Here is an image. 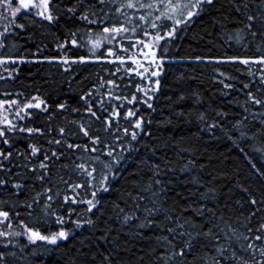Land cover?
Wrapping results in <instances>:
<instances>
[{
	"label": "snow or ice",
	"instance_id": "obj_1",
	"mask_svg": "<svg viewBox=\"0 0 264 264\" xmlns=\"http://www.w3.org/2000/svg\"><path fill=\"white\" fill-rule=\"evenodd\" d=\"M222 7L220 0H0V81H15L21 65L38 60L59 62L66 68L71 67L69 61L99 64L110 77L101 75L81 90L77 103L83 105L86 119L68 122L76 131L57 122V112L39 90L25 95L16 89L0 98V264H19L25 259V250L33 264H40L38 242L55 250L75 229L85 224L94 228L93 217L107 215L101 197L114 181L126 177L132 190H124L123 206L113 202L123 213L117 219L122 224L136 221L138 228L153 229L149 238L154 246L138 257L139 264H264V0H230L224 19L219 18L224 15L219 11ZM233 10L236 17L231 15ZM206 15L222 29L226 23H234L235 27L225 33L228 39L246 48L255 42L260 53L179 57L240 64L246 66L244 71L250 77L248 83L240 82L243 108L246 113L252 110V120L259 127L240 132V137L249 138L245 146L252 155L244 148L239 150L259 187L238 182L247 199H237L240 209L231 214L227 204L215 206L222 202L217 189L208 186L211 181L203 193L186 190L189 196L199 194V199L180 194L183 203L170 202L165 178L168 172L176 171L172 161L166 157L160 162L136 159L143 138L152 135L150 114L156 111L164 65L178 58L169 52L181 34ZM62 16L72 23L64 39L55 44L64 54L41 56L40 48L35 53L25 49V54H19V41L14 38L19 36L18 30H26L36 18L42 24H58ZM77 21L83 27H76ZM68 45L85 49L87 54L69 56ZM253 66H258L256 72ZM215 71L227 78L222 81L225 88L235 87L227 81L238 80L237 76L219 66ZM54 107L61 115L69 109L81 110L67 100ZM205 115L200 113L198 119L203 121ZM217 115L223 118L228 114L221 109ZM39 116L44 120L37 122ZM246 120L247 116L237 119L235 126L248 128ZM94 123L99 127H93ZM205 126L210 131L224 127L218 120ZM150 151L157 149L153 146ZM188 164L180 171H191ZM139 165L151 176L141 175ZM66 169L79 179L72 180L71 175L65 179L61 172ZM193 181L204 183L198 177ZM161 193L165 194L163 199ZM57 200L61 203L54 207ZM141 201L147 203L142 206ZM48 254L45 249L42 255ZM111 256L104 255L100 264H113Z\"/></svg>",
	"mask_w": 264,
	"mask_h": 264
},
{
	"label": "trees",
	"instance_id": "obj_2",
	"mask_svg": "<svg viewBox=\"0 0 264 264\" xmlns=\"http://www.w3.org/2000/svg\"><path fill=\"white\" fill-rule=\"evenodd\" d=\"M220 3L223 7L219 11L224 15L219 18L224 19L228 13L230 0H220ZM231 15L236 17L237 14L233 10ZM70 27L72 23L63 16L58 24H42L40 19L36 18V23H28L26 30H18L19 36L14 37L19 41L17 45L19 54H25V49L35 53L37 48L41 49L39 53L41 56L64 54L63 50L55 47V44L58 40L64 39L66 28ZM76 27H83V25L77 21ZM233 27H235L234 23H226L223 29L219 24L214 26L212 18L206 15L191 25L186 33L181 34L182 38L169 52L170 56L178 58L169 60L164 65L160 94L155 100L156 111L150 114L152 135L143 138L142 146H138L140 150L136 156V159H143L145 162L149 160L160 162L165 157L172 161V167L176 171L168 172L165 178L167 180L166 195L170 202L183 203L180 194L189 199H199V194L189 196L186 190L196 192L199 189V193H203L205 184L211 181L208 186L217 189L216 195L222 202L215 206L222 208L223 204H227L230 209L229 214L240 209V205L236 203L237 199L242 198L245 201L247 199L242 190L237 187L238 182L250 188L259 187L256 178L249 171V162L239 150L244 148L248 155H252L250 149L245 146L250 143L249 138L240 137V132L248 131L249 128L255 131V128L259 127V123L252 120V110L249 109L246 113L243 108L245 96L240 91L243 86L240 82L248 83L250 77L244 71L246 66L242 67L240 64H217L194 59H179V57L260 54L257 52L255 42L246 48L243 44L229 40L225 33ZM67 49L69 56L87 54L85 49L78 46L68 45ZM69 63L71 67L67 68L59 62L42 60L21 65L20 73L15 81L11 79L0 81V98H3L4 92L16 89H22L25 95L34 94L35 90H39L57 112V122L68 124V127L76 131V126L68 122L86 119L83 105L77 103L81 90L96 82L101 75L105 79L110 77L100 70L99 64L78 65L71 61ZM217 66L238 77V80L227 81L233 83L234 88L224 87L222 81L227 78L215 71ZM257 67L253 66L252 71L256 72ZM217 76H220L219 80L216 79ZM182 93L183 98H181ZM64 100L73 107L80 108V112H72L69 109L61 115V110L55 109L54 106L57 102ZM221 109L228 114L226 117L217 115ZM200 113H206L203 121L198 119ZM244 116L248 117L245 125L249 127L235 126V121ZM43 120V116L37 117V122ZM217 120L224 126L223 128L217 126L210 131L205 126ZM93 127H99V125L94 123ZM237 137L240 139H236ZM73 139L76 142L75 138ZM153 146L157 149L155 153L150 151ZM189 161H195V164H188ZM185 164H188L191 171H180ZM201 164L204 165L203 168L200 167ZM132 167L135 168L137 165L132 164ZM161 167L164 168V165L161 164ZM139 168L141 175L151 176L144 165H139ZM164 171L168 170L164 168ZM61 174L65 179H68L69 175L72 180L79 179L71 169L63 170ZM193 177H198L204 183L196 184ZM57 186L61 190L64 189L63 184ZM124 190H132L127 177L114 181L113 187L103 194L101 199L107 215L93 217L96 220L94 228L90 229L89 225L85 224L75 229L67 240L58 242L59 246L55 250L44 242H38L37 251L41 253V256L37 257V261L40 264H100L103 256L111 253L113 264H139L138 257L154 246V241L149 238L153 234V229L138 228L136 221L122 224L121 219H117V216L122 218L123 213L113 207V202L123 206L121 197L124 196ZM142 195L149 196L148 193H142ZM159 195L163 199L165 194ZM149 199H151L150 196ZM59 203L61 202L57 200L53 206L57 207ZM145 203L147 201H141L142 206ZM212 206L213 204H209V207ZM247 208L248 205L245 203L244 210L246 211ZM81 215L83 216V213ZM83 218L87 219V216ZM66 226L72 227L71 224ZM140 232L144 235L141 236ZM105 235L107 238L101 239ZM21 239L26 242V238L21 237ZM45 249L49 253L47 256L42 255ZM93 253L97 255L93 256ZM24 256L25 259L19 261V264H33L32 257L27 255V250Z\"/></svg>",
	"mask_w": 264,
	"mask_h": 264
}]
</instances>
